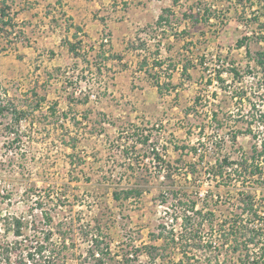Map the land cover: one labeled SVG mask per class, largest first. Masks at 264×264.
<instances>
[{"label":"rangeland","instance_id":"rangeland-1","mask_svg":"<svg viewBox=\"0 0 264 264\" xmlns=\"http://www.w3.org/2000/svg\"><path fill=\"white\" fill-rule=\"evenodd\" d=\"M13 1L20 6L19 0ZM217 2L206 3L211 7L218 5ZM220 5L223 9L233 7L232 0H224ZM245 5L249 7L248 1ZM1 7L6 8L4 20L7 13L12 19L10 25L0 22L1 240L20 241L4 231L2 219L7 214L27 218L37 215L40 230L54 231V242L60 240L58 229L67 231L73 244L67 251L66 264H79L91 245L93 216L103 213L102 230L107 233L113 251L128 257L127 253L137 247L139 250L143 243H151L154 238L151 235L156 237L162 231L160 218L168 208L161 202V189L185 193L183 198L190 195L193 199L210 190L217 197L208 203L215 208L216 219L222 216L224 208L234 205L237 187L242 185L239 180L235 178L228 189L224 184L216 188V181L208 172L198 173L193 180L184 174L186 169L179 168L197 161L185 146L197 145L200 137L204 141L200 149L215 151L210 137L217 136L223 139L219 145L231 153L232 127L246 129L253 121V129L259 130V118L251 115L249 109L255 103L257 110H264L263 72L255 61L259 52L264 53V40L260 39L264 32L262 24L251 20L250 8L235 12L229 27L205 25L198 48L193 40L188 42V55L193 52V59L198 57L195 60L198 69L186 74L178 91L164 89L159 93L155 88L142 90L141 78H132L130 72L119 76L107 68L101 70L104 66L99 63L103 61L96 49L86 47L88 43L76 41L80 48L75 54L77 61L69 59L67 46L61 49L62 42L45 39L41 28L17 19L20 10L16 6L12 9L4 0L0 2ZM230 19L229 15V22ZM246 19L247 27L241 25ZM250 30L254 33L248 35ZM194 32V29L193 34L189 31V39ZM240 39H244L241 47L238 46ZM217 59L233 63L242 78L234 80L227 71L222 76L225 82L216 79L209 86L210 65ZM190 67L193 66L189 64ZM237 88H244L247 93L241 102L234 95ZM79 89L81 92H77ZM92 94H96L95 99L90 98ZM215 111L223 123L220 129L211 118ZM134 127L137 131L140 129L138 133L148 130L150 139L145 142V136H140L142 140L138 143L134 138L129 140L127 137L135 131ZM253 143L251 134H238L237 145L249 150ZM154 151L163 152L162 157L168 163L164 162L162 168L173 169L172 176L154 169ZM130 166L137 167V171L133 172ZM131 186H136L142 194L126 200L113 199L115 190L121 193L123 188ZM196 189L199 195L195 194ZM48 193L54 195L49 197L53 200L46 197ZM56 193H64L67 199L59 202ZM38 198L44 199V211L53 217L50 225H46L41 208L36 206ZM31 208H34L32 212ZM171 213L170 208L167 216ZM61 220L67 223L60 225ZM177 223L175 227L180 229L181 224ZM252 225L259 226L260 221H253ZM208 232L206 237H210ZM166 237L163 235L157 243L161 244ZM212 239L219 242L215 236ZM173 246L169 245L165 256L159 258L161 264L163 260L166 264L180 263L182 254ZM19 255V250L15 251L10 264H17ZM199 257L204 264L206 254L200 253ZM58 258H47L46 254L40 257L43 264L54 263ZM148 261L146 255L140 254L134 264H148ZM193 263L199 264V261Z\"/></svg>","mask_w":264,"mask_h":264},{"label":"trees","instance_id":"trees-1","mask_svg":"<svg viewBox=\"0 0 264 264\" xmlns=\"http://www.w3.org/2000/svg\"><path fill=\"white\" fill-rule=\"evenodd\" d=\"M261 2V0H258L261 5V8L257 9L258 12L250 11L252 13L251 20L258 22L260 25L262 24V32H264V3L261 4ZM248 6L250 8L252 6L250 1H248ZM5 9V7L0 9V22L10 25L12 19L8 17V13L7 20H4L6 16ZM209 9L210 7H205V21L209 20L210 15L217 16L216 13ZM219 18L224 22L225 13H222ZM260 39L264 40V35ZM243 44L244 39L238 40L239 47L243 46ZM77 45V42L70 45V50L74 54H77ZM255 61L257 66L262 68L263 76L261 81L264 83V53L259 52ZM157 63L162 65L164 61H157ZM187 63L189 64L190 62ZM187 63L184 70H187ZM230 65L227 71L232 74L234 80L238 81L242 78V74L233 63ZM223 70L225 68L218 70L216 78L225 82L221 75ZM248 71L253 72L250 69ZM155 83L159 87V93H163L164 86L162 88L158 81H155ZM208 83L211 84L212 79H209ZM246 94L244 88H237L234 91V95L238 96V102H241ZM249 113L259 118V130L253 129V121L249 122V126L246 129L232 127L231 148L233 151L231 153L226 152L223 149L224 147L219 145V142L223 139H218L217 136L210 137V144L215 150L212 153L200 149V144H204L202 137L198 138L197 145L185 146L197 158V161L187 164L186 168H179L186 169L184 174L187 177L191 176L192 179H195L198 173L205 171L216 181V188L220 187V184H224L228 186L226 187L228 189L229 184L234 182L235 178V181L239 180L242 183L241 187H237L238 193L234 205L224 208L223 214L219 219H216L215 208L208 206L209 201L213 200L211 198L216 197L215 194L213 196L210 194V190L205 195H201L199 199H193L190 195L183 198L185 193L182 194L175 192V190L164 188L161 189L159 195L161 202L168 209L171 208L173 213L168 217V209L165 210L164 217L160 218L162 222L159 223L162 231L156 236L157 238L155 235H151L154 237L151 239V243H143L139 250H137V247L134 251L131 250L127 253L128 257H124L122 254L113 251L110 241L107 240V233L102 230L101 218L104 214H95L91 221L93 222L92 227L91 223H89V228H93V232L90 233L92 237L91 245L88 247L84 259L79 264H134V262L139 261L140 254L149 258L148 264H161L158 260L165 256L163 255L164 251L167 250L169 245H174V249L176 246V249L181 252L182 257L179 259V264H194L195 260H198L199 264H203L201 263L202 258L199 257L200 253L202 256L206 254V257H203V259H206L204 264H228V262L230 264H264V110H257L255 103H253L250 106ZM211 118L216 124V128L220 129L223 123L218 119V112H213ZM135 128L137 127L133 129ZM138 131L135 129L130 135L141 134ZM240 133L252 135L254 143L249 150L237 145V136ZM149 139L150 134L145 135L144 141L146 142ZM139 140L142 139L138 138L137 142ZM153 155H155L154 158L158 162L153 165L154 169H157L158 173L162 172L165 176H172L174 173L173 169L170 168L166 171L164 167L162 168L163 163H168V161L161 156L160 151H154ZM130 169L133 172L137 171L135 166H130ZM247 182H250L248 186H246ZM194 192L197 195L200 193L197 189ZM139 194H142L141 191L136 186H131L123 188L121 193L115 190L113 199L115 201H120L122 198L126 200L133 195ZM56 195L59 202L67 199L64 193L63 195L56 193ZM257 195L260 197L257 198ZM52 196L54 197L53 194L48 193L46 197L52 198ZM44 202V199L40 198L35 200L36 206H39V209L41 208L40 213L46 218V225H50L53 222V217L49 211H44L46 206ZM33 210L34 208H31V212ZM178 219L181 220L180 229L175 227ZM256 220L260 221L259 226L252 225V222ZM2 221L5 223L4 231L19 238L20 241L7 240L5 242L0 239V264H10L12 254L17 250L20 253L17 264H43L40 257H44L45 254L47 258L59 257L56 262L51 264H66L68 259L67 251L73 244L71 243L72 241H69L66 230L61 231V229H58L60 240L56 243L53 240L54 231L52 229H39L40 225L37 215L27 218L25 216L7 214ZM64 222L67 223V220ZM64 222L61 220L60 225ZM207 232L210 237L208 235V237L205 236ZM163 235H167V237L164 242L158 244L157 241ZM212 236L218 238L219 242L213 240ZM23 243H25L24 247L22 246ZM73 255L77 257L76 253H73ZM119 256H121V259H117ZM89 259H92L93 262L89 261ZM162 262L166 264L164 260Z\"/></svg>","mask_w":264,"mask_h":264},{"label":"crops","instance_id":"crops-1","mask_svg":"<svg viewBox=\"0 0 264 264\" xmlns=\"http://www.w3.org/2000/svg\"><path fill=\"white\" fill-rule=\"evenodd\" d=\"M19 1L20 6L7 0L12 9L16 6L20 10L17 19L41 28L45 39L62 42L61 49L67 46L69 59L76 62L78 58L70 50L71 43H88L86 47L96 49L103 61L99 63L104 66L101 70L107 68L119 76L130 72L132 78H141L142 90L155 88L159 91L155 83L158 81L169 92L178 91L186 74L198 69L199 65L195 63L198 57L194 60L192 51V55H188L189 40H193L198 48L197 42L204 37L205 25L209 28L220 27V24L229 27L235 12L250 8L245 5L246 0H238L241 4L232 0L233 7L229 9L220 5L224 0H218L219 3L216 0L218 5L211 7L206 3L209 0H195V3L191 0ZM0 2L4 3V0ZM205 7H210L217 16L210 15L205 21ZM222 13L226 15L225 23L219 18ZM193 29L195 35L189 39V31L193 34ZM104 35H107V42L102 39ZM157 61L164 63L159 65ZM187 62L193 67L189 68ZM186 63L187 70H184ZM166 64L168 70L163 69ZM139 137L129 134L127 138L138 140Z\"/></svg>","mask_w":264,"mask_h":264},{"label":"built area","instance_id":"built-area-1","mask_svg":"<svg viewBox=\"0 0 264 264\" xmlns=\"http://www.w3.org/2000/svg\"><path fill=\"white\" fill-rule=\"evenodd\" d=\"M248 1H250L251 3H252V6H251V10H254V11H256V12H258L257 11V9L258 8H261V5L258 3V0H248ZM262 2H261V4H263L264 3V0H261ZM246 2H247V0H246ZM252 14V13H251ZM247 23H248V21H247V19L245 20V21H241V25L243 24L244 26H246L247 27ZM256 32V31H255ZM252 33H254V31H252V30H250L247 34L248 35H250V34H252ZM256 33H258V32H256ZM105 41H107V39H105ZM204 64H208V63H206L205 61H204ZM231 63L229 62V61H226V60H224V59H217V60H214L213 61V63L210 65L211 66V69H209V76L211 77V79H212V83H214V82H216L217 80V76H216V74H217V72H218V70H220V69H224L225 68V70H223L222 72H221V75L223 76V74H226L227 73V69L231 66L230 65ZM209 65V64H208ZM164 70H168V67L167 66H165L164 68H163ZM211 83V84H212ZM211 84H209V86L211 85ZM77 92H81V89H79ZM231 92V91H230ZM90 98L91 99H95L96 98V94H92V95H90ZM258 119V118H257ZM149 134V132H148V130H142L141 131V134H139V136H145V135H148ZM160 154H161V156H165L164 154H163V152L161 151L160 152ZM154 159V158H153ZM152 159V160H153ZM154 162V164L156 163V160H154L153 161ZM178 220H180V219H178ZM178 222V221H177ZM178 224H181V221L179 222V223H177V225Z\"/></svg>","mask_w":264,"mask_h":264}]
</instances>
